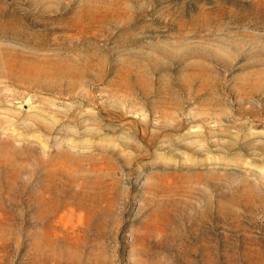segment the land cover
<instances>
[{"label":"rangeland","instance_id":"rangeland-1","mask_svg":"<svg viewBox=\"0 0 264 264\" xmlns=\"http://www.w3.org/2000/svg\"><path fill=\"white\" fill-rule=\"evenodd\" d=\"M0 264H264V0H0Z\"/></svg>","mask_w":264,"mask_h":264},{"label":"bare ground","instance_id":"bare-ground-1","mask_svg":"<svg viewBox=\"0 0 264 264\" xmlns=\"http://www.w3.org/2000/svg\"><path fill=\"white\" fill-rule=\"evenodd\" d=\"M73 215L74 214L61 216V218H60L61 221H60L59 224L64 226L63 228L65 230H68V227H70V228H72V230H74L75 229V228H73V227H75V223L74 222L80 223V218L79 217H77L78 219L77 218H73Z\"/></svg>","mask_w":264,"mask_h":264}]
</instances>
